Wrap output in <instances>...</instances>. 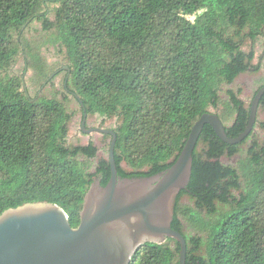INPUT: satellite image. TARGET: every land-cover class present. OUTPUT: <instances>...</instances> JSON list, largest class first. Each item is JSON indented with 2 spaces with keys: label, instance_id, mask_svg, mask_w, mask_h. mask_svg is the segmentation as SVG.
<instances>
[{
  "label": "trees",
  "instance_id": "trees-1",
  "mask_svg": "<svg viewBox=\"0 0 264 264\" xmlns=\"http://www.w3.org/2000/svg\"><path fill=\"white\" fill-rule=\"evenodd\" d=\"M35 20L55 31L64 60L57 68L25 35ZM263 32L264 0H0V215L26 203H56L76 228L91 184L97 178L107 185L110 160L89 172L79 157L93 158L98 148L68 143L69 95L82 120L84 108L119 119L112 129L122 177L153 176L174 164L195 122L218 107L220 84L259 70L254 44ZM21 54L40 91L65 73L63 99L29 94L22 75L11 73ZM241 92L228 90L219 114L231 137L250 118ZM249 141L238 167L222 162ZM184 196L194 207L182 203ZM182 219L206 235L186 233ZM172 227L187 239L186 264H264V141L255 130L228 144L205 125ZM180 250L174 238L146 242L131 264H180Z\"/></svg>",
  "mask_w": 264,
  "mask_h": 264
},
{
  "label": "water",
  "instance_id": "water-1",
  "mask_svg": "<svg viewBox=\"0 0 264 264\" xmlns=\"http://www.w3.org/2000/svg\"><path fill=\"white\" fill-rule=\"evenodd\" d=\"M263 95L264 86L252 100L248 125L240 135L229 136L220 115L209 110L195 122L170 168L137 178L119 174L116 131L87 127L88 111L84 108L83 132L113 136L109 151L111 177L107 185L102 186L97 178L91 184L76 228L67 211L56 203H26L5 210L0 215V264H131L133 255L144 243H164L168 238L180 242V264H186L187 239L172 227V222L178 195L187 189L191 179L200 135L209 124L225 143L243 142L256 128Z\"/></svg>",
  "mask_w": 264,
  "mask_h": 264
},
{
  "label": "rangeland",
  "instance_id": "rangeland-1",
  "mask_svg": "<svg viewBox=\"0 0 264 264\" xmlns=\"http://www.w3.org/2000/svg\"><path fill=\"white\" fill-rule=\"evenodd\" d=\"M26 37H28L32 41H36L40 43L41 53L43 58L48 62L51 66H58L63 60V52L60 50L58 44L55 42V31H45L42 27V23L38 20H35L31 23V25L25 31ZM252 46V41L247 40L244 45L245 50H249ZM254 48L256 51V56L253 61L254 65H259V70L255 68H251L250 70L240 74L236 80L232 84L222 83L219 86V94H220V103L217 108L210 106L209 110L221 114L224 112L225 104L229 101L228 90H238L242 89L240 94L241 98L246 102V105L249 106L255 96V93L259 86L264 82V32L258 38V40L254 44ZM59 63V64H58ZM25 60L23 55H19L17 60L11 70V73H19L22 75L25 85L29 91L31 96L35 95H45L47 97H57L63 99L64 96V75L62 72L59 74L51 84L45 86L41 91L40 88L36 87V85L32 82V70L24 71ZM56 66V68H57ZM25 89V87H24ZM67 106L70 111L74 112V116L69 123V134H68V143L71 145H87L92 142L97 148V154L95 157L90 158L84 155L79 157V160L83 162L85 169L89 172H95L97 170L100 159H109V151H110V142L111 137L105 135L102 132H90L85 133L82 131V111L80 104L73 95H69V99L67 101ZM232 121L227 122V124H231ZM261 122H264V109L259 107L258 110V118L257 124L255 128V133L257 134L260 141H264V127L261 126ZM119 119L117 117H106L101 116L99 114L88 115L87 127H104V128H116L118 126ZM249 143H246L242 146L240 153L228 157L224 155L222 157V162L224 164H230L232 166L238 167L239 162L243 159L249 148ZM123 166L127 170H132L133 167L128 162H123ZM142 169L146 170L147 167H143ZM182 203L187 204L191 207H194L193 202L189 198V196H184L182 198ZM184 223V229L186 233L195 234L199 233L201 235H206V232H202L200 230H196L190 222L182 219Z\"/></svg>",
  "mask_w": 264,
  "mask_h": 264
}]
</instances>
